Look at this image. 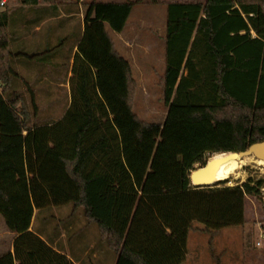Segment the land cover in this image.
<instances>
[{
	"label": "trees",
	"instance_id": "16d2710c",
	"mask_svg": "<svg viewBox=\"0 0 264 264\" xmlns=\"http://www.w3.org/2000/svg\"><path fill=\"white\" fill-rule=\"evenodd\" d=\"M9 2L0 11V216L15 238L0 264H74L54 247L55 239L35 228L39 213L51 207L82 209L100 240L131 264H182L194 222L210 233L244 225L246 197L259 194L264 177L194 188L189 173L205 164L206 154L240 152L264 141V0L166 4L160 82L167 110L139 190L93 69L79 53L72 57L70 102L62 116L30 125L35 94L29 90L31 115L14 90L20 77L10 49ZM27 4L50 5L19 0ZM133 6L129 0L81 5L95 32L96 23H104L115 33L123 31ZM59 15L56 9L47 17ZM122 65V100L131 118L150 130L153 125L139 122L131 110L136 83L128 63Z\"/></svg>",
	"mask_w": 264,
	"mask_h": 264
},
{
	"label": "rangeland",
	"instance_id": "374dc122",
	"mask_svg": "<svg viewBox=\"0 0 264 264\" xmlns=\"http://www.w3.org/2000/svg\"><path fill=\"white\" fill-rule=\"evenodd\" d=\"M78 1L82 5L90 0H49L50 5L44 7L31 4L21 6L19 0L9 2L11 7L8 32L12 52H18L20 46L35 45L45 36L49 37V34L54 33L48 45L51 52L49 54H52L50 58L39 51L40 57L37 60L21 59L13 63L16 71L32 69L34 73L47 74L48 80L43 85H28V88L22 84L14 85V90L23 96L31 115L33 109L29 90L34 91L37 107L35 120L38 122L59 118L68 103L67 85H49V80L64 81L67 74L69 56L80 34L81 19L76 4ZM96 1L119 3L125 0ZM129 1H132L134 6L121 33L112 34L104 26H99L96 28V37L95 28L88 26L90 32L86 34L81 47L85 56L93 61L98 80L102 76L109 83L97 86L111 108L125 164L131 170L141 171L148 167L158 140V127L164 121L167 110L163 103L160 82L165 68L166 4L193 0ZM67 7L75 8V18L60 21L54 19L43 26L39 34L34 35H28L26 31L30 28L29 24L26 25L27 29L23 27L25 21L35 22L37 18L53 15L56 9L68 14ZM66 22L69 25L66 26ZM260 32H264L262 21ZM89 33L92 34L91 38ZM125 41H128V44H125ZM36 54L34 52L28 56ZM97 61L106 63V72L97 67ZM122 61L128 63L136 83L131 110L139 122L153 125L150 130L141 127L131 118L122 100L126 93ZM32 122L33 116L30 125ZM208 158L209 154H206L205 162ZM198 167L201 165L196 164L193 170ZM239 174L237 178L232 177L211 187H234L249 179L255 183L264 177V166L258 165L252 159L242 167ZM135 178L138 181V177ZM245 212L248 225L212 233L206 232L201 224L194 222L187 236V255L182 264H264V239L260 237L264 234V186L258 195L246 197ZM256 225H259L263 232L255 229ZM1 226H5V222L0 216ZM35 228L41 233L46 232L49 239L59 238L58 242L64 245L65 252L79 261V264H131L118 255L115 258V254L100 240L96 225L87 223L82 209L73 210L72 205L42 210L35 220ZM56 233L60 235L55 236ZM257 241L259 246L256 245Z\"/></svg>",
	"mask_w": 264,
	"mask_h": 264
},
{
	"label": "crops",
	"instance_id": "0c3cea01",
	"mask_svg": "<svg viewBox=\"0 0 264 264\" xmlns=\"http://www.w3.org/2000/svg\"><path fill=\"white\" fill-rule=\"evenodd\" d=\"M81 2H82V0H81ZM107 3H118V2H107ZM76 4H77V7L79 9L78 15H79V18L81 19L80 20V34H79L78 38L76 39V41L74 43V46H73V49H72V53H71V55L69 57V60H68L69 62H68L67 74L65 76L64 81H62L60 79H58V80H51L50 79L49 80V85H58L59 87H61L62 85H67L68 103H67L66 107L68 106V104L70 102V100H69V87H68L69 84H68V81H69V78H70V66H71V63H72V57H73V55L75 53H79L91 65V67L93 69L94 76H95L96 85H109V83L106 82L107 80H105V77L101 76V79H99L100 81L98 80V76H97L96 71H95L96 68H95V66H93V63H92L93 61L89 60L85 56L83 51H82V47L81 46H82V42L84 41V38H85L86 34L88 33V26H92V25H95V24H89V23H86L84 21L82 8L80 9V7H81L80 1H78ZM74 9L75 8L72 9V8L69 7L67 9L68 14H65V13L61 12V10L59 9L60 15L58 17H54V18H49L47 16H44V17L37 18L35 22H33V20L30 19L31 20L30 23H29L30 28H28V29L26 28V24H27L26 22L23 23L24 24L23 27L27 29L26 31H27V33H29L28 35H30V34H32V35L39 34L41 32V30H42V27L45 26L47 23H50V22L54 21V19H55V21H57V20L60 21L62 19L70 20L72 18H75L76 14H75V10ZM96 24H100L101 26H104L106 28V30L108 29L110 31V33H112V34H119V33H115L112 30H110L109 27L107 26V24H104V23H96ZM67 25H69V24L67 23L66 26ZM103 29L104 28L102 27V31H103ZM53 34L54 33L49 34V37L45 36L42 40H40V42H38L35 45L31 44V45H26L24 47L20 46V48H18L19 49L18 52H15V55H17V56L14 58V61L21 60V59L28 60V58H25L22 55H30V54H32L34 52L37 53L36 56H34V59L37 60L40 57V55L38 54V53H40L39 51H41V53L44 56L50 58L52 56V54H49L51 52H48L49 49H50L48 45L51 42ZM124 43L128 44V41H125ZM46 57H41V58L46 59ZM105 65H106V63L104 61H102V62H98L97 61V67L100 70L103 69V71L106 72L107 68H106ZM16 72L19 74L20 78L15 79L14 85H21V84L22 85H43L44 82H46L48 80L47 74H45V73H38L37 74V73H34V71H32V69L30 71H28V69H27V70H24V72L22 70L16 71ZM97 89H98V92H99L101 98L103 99L104 103L107 106L111 121L113 122L114 126L117 128V125H116V123L113 120V117H112L113 114H112V112L110 110L111 108L109 107L107 100H105L103 98V95L100 92L98 86H97ZM63 113H64V110H63L62 114ZM62 114H61V116H62ZM59 118H57L55 120H58ZM34 120L35 119L33 118V122H34ZM33 122L31 123V125L33 124ZM126 167L128 168V170H129V172H130V174L132 176V179H133V182H134V185H135L136 189L139 190V188L141 186V183L143 181L145 172H146L147 169L146 170H141V171H135V169L131 170L127 165H126ZM136 176L138 177V181H136V178H135ZM244 219H245V223H244L243 226H246V225H248V219H247V215H246V212H245V208H244ZM255 229H257L260 232H263V230L260 228L259 225H256ZM40 235H42V237H45V236H43V234H40ZM14 238H15V234L9 232L8 229L6 228V225L0 227V256L5 254V253H7V252H12V244H13ZM58 241H59V238L55 239L54 247L57 249V245L60 246L59 249L61 250L62 253H64L67 257H69L74 262V264H79V261L74 260L72 257H70L65 252L64 245L60 244ZM116 256L117 255L115 254V258H116Z\"/></svg>",
	"mask_w": 264,
	"mask_h": 264
},
{
	"label": "water",
	"instance_id": "95a60500",
	"mask_svg": "<svg viewBox=\"0 0 264 264\" xmlns=\"http://www.w3.org/2000/svg\"><path fill=\"white\" fill-rule=\"evenodd\" d=\"M222 154H228V159L252 158L255 161H264V141L253 143L244 151ZM221 162L220 160L210 163L206 161L203 166L191 170L189 173L190 186L194 188L211 187L215 180L216 169Z\"/></svg>",
	"mask_w": 264,
	"mask_h": 264
},
{
	"label": "bare ground",
	"instance_id": "6f19581e",
	"mask_svg": "<svg viewBox=\"0 0 264 264\" xmlns=\"http://www.w3.org/2000/svg\"><path fill=\"white\" fill-rule=\"evenodd\" d=\"M228 154L215 153L210 155L208 162L222 161L216 169L215 180L213 184L226 181L232 177L237 178L240 174V170L244 165L252 161V158L245 159H228ZM254 160V159H253ZM258 165L264 166V161H255Z\"/></svg>",
	"mask_w": 264,
	"mask_h": 264
},
{
	"label": "built area",
	"instance_id": "2783aa9c",
	"mask_svg": "<svg viewBox=\"0 0 264 264\" xmlns=\"http://www.w3.org/2000/svg\"><path fill=\"white\" fill-rule=\"evenodd\" d=\"M9 1H10V0H0V9H1V10L4 9V7L6 6V4H7ZM260 237H261V239H264V234H263V236L260 235ZM256 245L259 246L260 243L257 241Z\"/></svg>",
	"mask_w": 264,
	"mask_h": 264
}]
</instances>
